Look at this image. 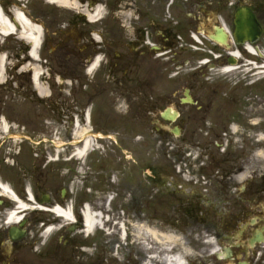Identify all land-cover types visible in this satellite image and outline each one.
Segmentation results:
<instances>
[{
	"label": "flooded vegetation",
	"instance_id": "flooded-vegetation-1",
	"mask_svg": "<svg viewBox=\"0 0 264 264\" xmlns=\"http://www.w3.org/2000/svg\"><path fill=\"white\" fill-rule=\"evenodd\" d=\"M1 2L5 12L21 10L41 28L42 44L36 55L29 41L19 43L18 37L8 40L5 55L11 75L4 83L15 96V106L52 109V113L27 117L37 119L34 128L38 133L59 135L62 144L56 146L52 140V145L65 150L69 127L62 105L72 99L77 103L80 123L89 118L90 126L95 121L100 128L112 127L113 101L120 96L130 100L139 113L175 107L178 116L173 123L179 127L178 137L189 138L183 129L187 120L192 124L190 139L217 134L213 139L218 136L223 142L216 141L218 148H223L204 151L199 160L204 162V172L215 169L207 182L220 185L216 193L211 192L213 200L198 196L185 214L197 219L213 241L200 245L199 258L190 257L187 264H264V141L254 122L264 113V101L259 100L264 98V0ZM248 12L260 23L255 43L248 38L256 33H241L237 24L238 17ZM217 27L227 38L224 45L212 40ZM184 29L195 30L205 46L218 52L219 59L212 67H217L221 81L199 84L187 78V84L178 85L181 71L175 69L174 46ZM239 37L245 42H239ZM35 68L41 69L38 79L33 75ZM38 85L45 86L47 93L41 94ZM184 106L188 112L180 111ZM219 111L220 119L229 120L221 133L209 130L204 120L206 114ZM16 120L19 118H2L0 123ZM135 120L143 125L144 119ZM152 120L158 131L160 123H171L162 113ZM215 173L219 176L213 180ZM147 177L154 189L153 169ZM203 182L199 179L195 183L200 186ZM19 193L25 194L21 189ZM43 195L46 193L38 194V199ZM67 195L68 191L61 192L65 207ZM47 197V206L58 203L50 193ZM2 207L0 264H93L91 233L85 232L82 209L71 208V221L53 213V218H36L22 212L17 223H8L7 211L15 204ZM139 255L138 263L145 264V253L140 251Z\"/></svg>",
	"mask_w": 264,
	"mask_h": 264
},
{
	"label": "rangeland",
	"instance_id": "rangeland-1",
	"mask_svg": "<svg viewBox=\"0 0 264 264\" xmlns=\"http://www.w3.org/2000/svg\"><path fill=\"white\" fill-rule=\"evenodd\" d=\"M9 39L16 38L0 35V46H4V50L9 46ZM176 39L179 42L174 46L175 69L181 71L178 85L187 84V78L199 84L222 80L217 67L207 69L201 66L204 69L200 71L201 61L207 58L204 56L206 51L201 48L194 50L191 47L192 44L196 47L200 44L189 36L188 29L181 30L180 38ZM11 44L16 45L15 42ZM208 58L212 66L217 64L216 57ZM5 66L3 77L9 80L11 66L8 63ZM24 78L22 75L21 79L25 86ZM1 84L0 120L2 118L19 120L9 124L8 132L0 125V178L9 183L14 190L21 189L27 192L28 189L36 195L50 193L58 204L62 203L61 189H67L68 195L64 202L68 205L76 203V207L81 209L87 203L91 209L100 210L104 214L110 213L113 222H106V227L111 235L100 229L91 233L93 264H140L138 263L141 260L140 251L145 253V264H166L165 260L169 254L174 256L181 253L184 260L190 257L199 258L200 245L213 241V236L205 234L206 229L197 219L187 218L185 214L188 206L191 203L193 205L198 196L209 197L208 201L213 200L211 192L216 193L220 186L219 183L207 184L211 178L209 173L215 171L214 168L206 172L203 169L199 170L200 181L205 182L200 186L195 183L198 181V169L203 165L199 162L201 157L195 164L198 154L204 151L206 153L211 150L218 151L222 147L220 145L218 148L216 145V141L222 142L221 137L213 139L217 134H206L204 137L190 139L192 124L187 120L183 129H186L188 139L184 140L182 136L178 137L179 135L172 133L174 123L164 122L159 125L160 131H157L158 126L152 119L158 117L163 109L158 112L139 113L134 111L136 107L131 105L130 100H125L122 96L113 101L116 107L113 110L112 127L100 128L95 121H91V126L88 121L80 123L79 117V124L75 129L71 121L77 119L78 108L72 99L62 105V112L67 115L69 127L64 138L65 141L68 138L69 145L65 150L60 149L61 161L55 163L51 158L57 153L55 149L58 147H53L51 141L62 144L63 138L59 135L48 136L38 133L34 128L37 119L27 118L34 114L52 113V109L36 105L15 106L13 103L15 96L10 87L8 84L6 86ZM43 85L48 86L46 83ZM259 100L264 101V98ZM261 109H264V104ZM180 111L188 112L187 106L181 107ZM220 112L205 115L204 120H207L205 125L209 130L221 133L226 128L229 120L225 121V117L220 119ZM135 118L144 119L143 125L137 123ZM254 122L258 124L261 140L264 141V113ZM85 124L95 132L105 134L104 137L111 135L113 140L111 139L109 143L103 139L99 140L97 135L94 136L95 144L93 143L92 147L97 148L98 144L100 149L91 151L86 158L84 157L85 163L76 159L70 162L67 159L69 153L74 152L79 146V143H75L77 142L75 130L83 131L87 128ZM73 140L75 142H72ZM207 143V147H204ZM149 169H154V189L150 188L151 185L146 180ZM85 175L87 177H84ZM213 176L215 180L219 175L215 173ZM135 185L138 186V190ZM151 195L154 197H149ZM110 197H114L111 204L108 203ZM4 200L3 207L0 206L3 210L9 203L7 199ZM149 201L153 203L147 204ZM29 204L32 207L37 205L32 202ZM39 212L29 210L32 217L53 218L51 213L35 214ZM122 223L126 225L125 238L120 237L119 225ZM109 249L110 252H107Z\"/></svg>",
	"mask_w": 264,
	"mask_h": 264
},
{
	"label": "bare ground",
	"instance_id": "bare-ground-1",
	"mask_svg": "<svg viewBox=\"0 0 264 264\" xmlns=\"http://www.w3.org/2000/svg\"><path fill=\"white\" fill-rule=\"evenodd\" d=\"M57 1L61 2V0H57ZM15 20L18 22V26L20 28L19 27L16 28V26L12 23V20L11 19L8 20L0 9V34L2 36H11L15 33L21 35L24 39L28 40L30 43L33 44L32 54L35 55L36 50L39 48L41 44L40 43L41 32L39 27L34 25L32 22H30L28 18L20 11L19 12L15 11ZM4 65H5V55L0 54V81L4 80L3 77ZM34 75H36V78L40 76L38 68L35 69ZM39 90L42 93L45 92V88L41 86H39ZM1 127L5 131L8 128L6 122L4 121L1 123ZM75 127H76L75 129H77V125H75ZM74 134L75 137H77V142H76L77 144L78 142L80 143L81 141H83V144L76 149L75 156H77L78 158L83 157L87 155L89 151H91V149L93 148L92 147L94 141L93 134L90 133L89 127L84 129L83 131L75 130ZM0 193L2 194L3 197L14 199V194H12L9 184L2 183L1 181H0ZM29 195L31 196L30 193ZM29 201H33V198L31 197ZM15 202H16V209L11 210L8 213V215L10 216L8 218L9 219L8 223H17L18 220L20 219V214L23 211H28V209L32 207L29 203L27 204L26 202H22V200L17 199V201L15 200ZM39 207L45 209V207L43 206H39ZM53 211L55 213H58V215H62L67 221H70L72 219L68 209L64 210L63 208H61V206L60 207L57 206L53 208ZM84 212H85L84 214L85 232L92 233L96 229L103 227V225L105 224V220L102 212H94L93 210H91L89 206H86L84 208ZM135 228L137 229V227ZM120 229L123 236H125L126 232L124 225H122ZM50 230H52V228H50L47 232H50ZM140 230H142L141 226H140ZM165 262L166 264H186V261L184 260V256L181 253L176 254L174 256L169 254Z\"/></svg>",
	"mask_w": 264,
	"mask_h": 264
},
{
	"label": "water",
	"instance_id": "water-1",
	"mask_svg": "<svg viewBox=\"0 0 264 264\" xmlns=\"http://www.w3.org/2000/svg\"><path fill=\"white\" fill-rule=\"evenodd\" d=\"M258 23L256 22V19H254L253 15H248L247 18H245V22H244V29L246 28L247 26V29H251L252 28V31L255 30V28L257 29L258 27ZM243 32V31H242ZM258 32H259V29H258ZM258 36V34H257ZM221 42H223L222 40H220Z\"/></svg>",
	"mask_w": 264,
	"mask_h": 264
}]
</instances>
